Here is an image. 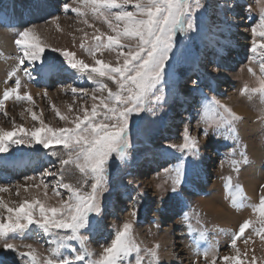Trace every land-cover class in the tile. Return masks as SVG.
Wrapping results in <instances>:
<instances>
[{
	"label": "rangeland",
	"instance_id": "374dc122",
	"mask_svg": "<svg viewBox=\"0 0 264 264\" xmlns=\"http://www.w3.org/2000/svg\"><path fill=\"white\" fill-rule=\"evenodd\" d=\"M16 1L21 7L22 17L28 14L29 4L35 3L33 0ZM40 1L51 5L54 14L49 16L34 7L35 18L30 21L27 17L29 22L24 21L22 26L17 28V34L10 36L9 31L0 28V52L5 56L9 55L10 63H7L10 67H14L13 69H17L16 77L9 79L6 75V77L3 76L5 80L3 77L0 80V99L3 98L6 88L14 87L16 78L21 81L19 93L21 95L28 93L33 97L32 102H28L17 100L13 94L4 102L3 109H0V129L5 131L13 130L14 124L23 126L26 130L39 127V121H33L31 114L27 111L29 108L52 128L73 126L69 121L60 120L55 109H58L61 115L68 116L70 120L76 115H83L80 111L82 106L90 110L92 100L88 98L85 101L83 93L79 92L74 97L69 85L78 89H88L90 95L97 85L89 81L86 76H82L80 72L71 69L60 52H53L52 48L72 51L76 59L90 66L95 65V59H101L113 66L117 63L116 52L104 50L102 53H97L94 59L85 48L80 46L82 42L85 46L93 44L91 37L96 28H99L101 32L111 34L102 18L95 19L90 11L86 17H78L73 12L63 10L66 3L76 6L77 0ZM8 2V0H0V5L3 4L2 7H4ZM202 3L205 7L197 14L199 30L189 33L187 37L180 34L177 36L179 59L169 61L173 81L165 86L166 103L156 110L155 115L151 112H144L139 116L133 114L131 136L133 146L129 150L127 159L120 161L113 155L109 161L108 191L104 194L106 211L99 218L100 225L91 233H84L89 236L87 244L89 251L96 255L102 250L101 245H106L114 236L116 227L131 219L133 234L142 249L159 244V264H165L161 258L162 247L158 241L161 234L170 236L175 256L178 258L176 262L212 264V255L205 259L202 253L197 255L193 248L192 241L198 238L201 230L205 231L206 239H210L212 246L216 247L212 249L216 250L217 264H224L220 258L236 254L235 250L229 247L233 233L238 231L239 225L245 219L259 215L258 212H253L252 206L257 205L260 195L264 194V188L261 187L264 185V94L251 91L243 93L242 89L245 85L250 90L258 88L264 79V73L260 70L264 54L251 51L253 41L257 39L253 37L251 28L258 24L261 15H264V0H202ZM128 10H132L131 5ZM55 17H59V20L54 21ZM83 19H87L88 23L94 27L84 24ZM40 24L46 26V30L44 29L46 37L39 34L43 42L42 46L45 47V52L42 54L43 60L36 61L34 64L26 61L24 65H18V57L22 55L19 46L15 44L18 33L26 28H33L38 33L40 28L37 26ZM57 24L59 28L54 27ZM84 33L88 35L85 36ZM11 37L14 39L15 46H12L9 50L12 52H9L2 47H10L5 44V41L8 39L10 42ZM53 64L56 68L53 71V83L48 88L39 85L42 69ZM217 65H219V70L214 71ZM249 68L253 71L250 72ZM4 69L3 67L1 73L5 71ZM193 81H198V84H194ZM106 82L109 87L115 89V85L110 81ZM213 97L242 117L236 122V129L239 133L238 143L233 138H225L227 133L218 134L204 122L205 104ZM69 106H71V111H69ZM235 108L246 110L245 114L235 111ZM212 115L213 113H209V117ZM185 128L189 130L191 136L199 140V155L196 157L184 155L167 147L169 144L183 143ZM205 129L209 133L207 137L203 134ZM18 135L22 134L18 133ZM249 145L258 150L261 156L259 161L262 178V174L257 173L247 178L245 175L250 171L242 170L245 163L242 162L243 158L240 153L246 152L247 159H249ZM53 149L63 151L60 145L44 149L41 145L29 147L10 144L7 152L0 153V158L7 161L17 162L20 158H28L30 162L27 172L22 175L15 176L12 172L5 173L0 170V186L10 189L8 192H0V200H3L9 207H14L18 206L23 199L33 197L43 199L42 188H29L27 192L24 188H20L17 194V185L27 186L33 183L26 181V177L29 176H35L36 183L43 179L49 184V199L47 200L49 205L56 206L59 199H67L68 194L63 189H60L61 197L54 196L52 186L56 178L41 176L45 169H52L53 165L59 167L58 158L51 155ZM233 149H236L235 153ZM43 155H51L53 162L49 165H40V157ZM181 159L184 163L185 176L182 182L176 185V190L172 191L173 176L169 173L180 163ZM233 161L241 162L237 165L238 172L234 170ZM250 163L254 164V160ZM67 167H69L70 176L65 178V182L76 184L80 179V173L74 166ZM229 176L232 177L233 185L239 184L241 187L243 182L245 186L248 181L252 183L258 180L255 191H250L251 194L245 195L247 202L251 200L250 204L246 202V210L243 207H234L231 202H226L221 196L218 198L220 183L222 185L226 183ZM186 184H190L193 189L187 193L197 199L205 198L204 193L209 189V191L212 190L215 193L214 202L217 205H224L223 207L233 212L234 215L239 213L238 216H241L240 213L243 210L244 220L233 221L228 226L221 225L216 223V221L221 222L218 215L215 217L214 214L202 209L198 201L193 202L192 197H190L192 202L187 197L180 201L177 193L187 194ZM182 204L183 206L190 204V206L184 211V208L180 207ZM133 210L137 213L136 217L130 215ZM0 212L7 215L5 209H0ZM185 213L189 214L191 225L196 229L195 232H189V221L184 219ZM142 218L145 219L142 220ZM245 238H249L247 245L244 243ZM49 240L51 237L45 235L33 224L22 237H17L15 243L32 244L38 254L43 257L47 256L48 250L54 246L48 243ZM72 243L79 249L80 245L77 242ZM237 247L241 253L247 249V259L243 255L240 257L244 259V264H248L252 255L257 258L256 264L264 261V239L256 235L252 228L246 230L245 236L237 241ZM21 250L26 251V249ZM65 254L71 255L70 251H66ZM141 255L144 253L142 252ZM149 259L150 257L145 256L144 264H148ZM0 264H23V262L17 251L0 247Z\"/></svg>",
	"mask_w": 264,
	"mask_h": 264
},
{
	"label": "snow or ice",
	"instance_id": "6c2138e0",
	"mask_svg": "<svg viewBox=\"0 0 264 264\" xmlns=\"http://www.w3.org/2000/svg\"><path fill=\"white\" fill-rule=\"evenodd\" d=\"M131 5L132 10L129 9ZM205 5L202 0H77L76 6L65 4V12H73L78 17H86L91 12L95 19H101L110 29L111 34L95 29L91 40V46L81 47L95 59L97 53L104 50L116 52L117 63L113 66L101 59H95V65L90 66L82 60L75 58V53L66 49L52 48L53 52H60L67 65L82 76L97 85L92 89L91 95L88 89L76 88L69 85L73 96L83 93L85 101L90 98L92 104L89 108L81 107L83 115H76L71 119L61 115L55 109L60 120L69 121L72 127L52 128L31 108L27 111L31 114L33 121H39L40 126L26 130L23 126H15L11 131L0 129V153L8 151L10 144L27 145L34 147L41 145L49 149L55 145L62 146L63 151L53 149L51 155L58 158L59 167L45 169L41 176L56 178L52 186L55 197H61L60 189L68 194L67 199H59L56 206L47 203L49 184L40 179L36 183L35 176L26 177V181L32 184L17 185L19 189L29 188L43 189V199H23L18 206L9 207L0 200V247L19 253L23 264H144L145 256L150 257L148 264H159V244L142 249L133 234L132 220H126L121 226L116 227L114 236L106 245H101L98 255L89 251L87 244L91 233L100 225L99 218L106 211L104 194L108 191V167L109 161L115 159L125 161L132 148V117L139 116L144 112L155 115L156 110L166 103L165 86L173 81L170 60L179 59L180 50L177 48L178 34L187 37L189 33L199 30L197 14ZM55 17L54 21H58ZM84 24L94 27L83 19ZM57 28L59 25L57 24ZM253 41L251 51L264 54V15H261L258 24L251 28ZM85 36L88 33H84ZM15 44L19 46L22 53L18 57V65L28 63L34 64L43 60L45 47L40 35L33 28H26L18 33ZM122 60V62H121ZM55 65H49L42 71H55ZM214 71L219 70L217 65ZM250 72L253 70L248 69ZM260 70L264 73V61L260 63ZM255 73L253 72V75ZM17 69L9 74L16 77ZM106 81L115 85V89L109 87ZM15 86L6 88L3 98L0 99V109L4 102L15 94L17 100L32 102L33 97L24 93L21 95L19 89L21 81L15 79ZM198 84V81H193ZM249 91L264 94V79L258 88L249 89L247 85L242 89L243 93ZM99 93L100 95H97ZM106 93V94H105ZM47 95V93H45ZM71 111V106H69ZM209 113H213L209 117ZM7 113H5L6 115ZM204 122L212 127L218 134L225 138L239 140L236 122L242 117L238 116L230 107L222 104L215 97L207 101L204 107ZM18 133L22 135H18ZM208 136L207 129L203 132ZM14 137H16L14 139ZM168 148L175 149L184 155L196 157L199 155V140L190 135L187 128L184 129L183 143L169 144ZM235 153L236 149L232 150ZM243 163H247L246 152L240 153ZM240 161H233L235 171H239ZM74 166L80 173V179L76 184L65 182V174L69 167ZM168 173V170L165 169ZM169 175L173 176V188L180 184L185 176L183 159L178 163ZM132 183V181H129ZM160 187V185H157ZM264 188V185H261ZM227 197L230 198L234 207L246 206L247 197L239 184L233 185L232 177H228L226 184ZM8 187L0 186V192H8ZM253 212L259 215L255 218L245 219L233 233L229 247L235 250V255H225L222 259L224 264H244L243 255L247 259V249L244 253L237 247V241L245 236L246 230L252 228L256 235L264 239V194L259 197V203L253 205ZM131 217H136L135 210ZM199 223V214L197 213ZM184 219L189 221L188 230L195 232L190 222V216L185 213ZM35 224L45 235L51 237V247L47 256L41 257L32 244L15 243L18 236L22 237L30 225ZM205 231H199L197 239V255L199 251V240H205ZM248 239H244L245 245ZM72 242H77V249ZM21 249H26L23 251ZM70 251L71 255L65 252ZM215 249L203 250L202 255L207 259L213 256L212 264H217ZM144 255H141V253ZM95 256V258H94ZM256 256L252 255L248 264H256ZM264 264V261H261Z\"/></svg>",
	"mask_w": 264,
	"mask_h": 264
},
{
	"label": "bare ground",
	"instance_id": "6f19581e",
	"mask_svg": "<svg viewBox=\"0 0 264 264\" xmlns=\"http://www.w3.org/2000/svg\"><path fill=\"white\" fill-rule=\"evenodd\" d=\"M8 1H9L8 4L4 5V7H2L3 4L0 5V28L4 29L6 31H9L10 32V36L12 34L16 33L17 28H20L22 26V23H24V21L26 23L29 22V21H27V17L29 18L30 21H32V18H35L36 15H35V12H33V8L34 7L36 9H40V11H44L49 16L54 14L53 7L51 5H49L47 2L45 3L44 1L42 2L40 0H33L35 3H32V4L30 3L31 5L28 3L29 4L28 12H27L28 14H26V17H22L21 16V7L18 5V1H16V0H8ZM56 26L57 25H54V27H56ZM45 27H46L45 25H41V24L37 26V28H40V31L38 32V34H40L42 37L43 36L46 37V35H45L46 34ZM6 31H5V33H6ZM13 40H14L13 37H11L10 42L8 41V39L5 41V44L7 46H10V47H2V46L1 47L2 48H6L8 51L11 50V47L15 46ZM9 52H12V51H9ZM6 56L3 55V53L0 52V66H2L0 68V80L2 79L3 76L6 77V75L10 79L11 77L9 76V74L13 71V68H14V67H10V65H9V63H10L9 57L10 56L9 55H6ZM7 62H9V63H7ZM6 64H8V65H6ZM3 67L5 68L4 69L5 71L3 73H1ZM41 74H42V78L39 81V85L48 88L53 83L52 76H53L54 72L53 71H49V72L42 71ZM4 77H3V79L5 80ZM230 78H232V77H230ZM60 79H62L61 75H60ZM32 93H33V91H32ZM50 95H52V94H50ZM235 111H238L239 113L245 114L246 110H244L242 108H235ZM248 148H249V151H250V153H248L249 159H248V162L246 164H244L242 170L246 171V172L250 171V173L252 175L250 173H246V175H245L247 178H250L255 173H257L259 175L262 174L261 168H260V161H259L261 159V156H259V152H257L258 150H255L252 146L249 145ZM53 160L54 159H53V157L51 155L50 156L43 155L42 157H40V163L39 164L40 165H49V164H51L53 162ZM252 160H254V164L250 163ZM21 161H23V162H21ZM11 162H13V163H11ZM28 167H30V162H29L28 158H20L17 162H15V161H7V160L3 159L2 157L0 158V170H3L2 172H5V173H8L10 171H12V172H14V171L15 172H17V171L25 172L26 171L27 172V168ZM68 172H70V171H68ZM68 172L65 174V178H68L70 176L68 174ZM243 175H244V173L242 174V177H243ZM262 177H263V174H262L261 178ZM242 180H243V178H242ZM248 182L245 184V186H244V182H243V186H242L243 192L245 193L246 196L251 194L250 191L254 192L255 189H256L257 184L259 183L258 180L255 181V182H252V183H248ZM225 184L226 183H223V185H222V183H220V187H219V192L220 193L218 195V198H219V196H221V197L224 198V200L226 202H231L230 198L227 197ZM186 186L188 187V188H185L186 193H187V191H191V190L193 191V189L190 187L191 186L190 184H186ZM209 190H207L204 193V195L206 197L202 198V199L201 198L197 199V198L191 196L189 193L184 194V195L182 193H177V195H178V198L180 199V201L186 199V197L189 200H190V197H192L193 202H197L198 201L202 209L214 214L215 217L217 215L220 217V220H221L222 223L220 221H216V223L218 222L221 225L228 226L231 222L233 223V221L237 222L240 219L244 220V217H245L244 214L245 213H244L243 210H241L242 211L240 213L241 216H238L239 213L237 215H234L233 212H230L226 208H224L223 207L224 205H219V204L217 205L214 202L215 193L212 190L211 191H209ZM214 191H216V190L214 189ZM253 195H254V193H253ZM251 198H252V195H251ZM246 202H247V200H246ZM250 202H251V200L248 201L247 203L250 204ZM189 206H190V204H189ZM189 206L188 205H186V206L184 205L183 206V204H182V206H180V207H183L184 211H186V208L189 207ZM243 208H244V210H246L247 206H245ZM144 219L145 218H142V220H144ZM234 219H236V220H234ZM169 237L170 236L168 234H166V235L165 234H161L158 237V241H159V243H160V245L162 247V249H161L162 252H160L161 253V258H162V260H163V262L165 264H180L179 262H176L178 260V258H177V256H175V250H173L174 246H172V241H171V239H169ZM210 237H212V236H210ZM201 241L202 240H199L198 243L201 242ZM205 241H206L205 242L206 243L205 249L213 248V247L216 248L215 245L212 246V243H211L210 239H206ZM192 243H193L194 250L197 252V250H198L197 249V243H195L194 241H192ZM165 248H166V250H165ZM199 251L201 253L203 252V250H201V249H199Z\"/></svg>",
	"mask_w": 264,
	"mask_h": 264
}]
</instances>
